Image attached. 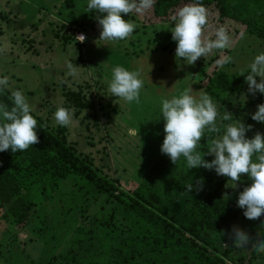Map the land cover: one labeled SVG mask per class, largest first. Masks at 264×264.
<instances>
[{
    "label": "rangeland",
    "instance_id": "obj_1",
    "mask_svg": "<svg viewBox=\"0 0 264 264\" xmlns=\"http://www.w3.org/2000/svg\"><path fill=\"white\" fill-rule=\"evenodd\" d=\"M206 10L205 34L224 27L228 45L186 65L174 59L171 18L156 17L152 7L140 15L123 16L137 25L129 37L106 41L99 39L97 13L87 9V0H0V75L9 77L6 91L10 95L17 89L24 92L37 120L51 131L65 134L78 153L89 157L114 194L139 202L157 194L164 203L170 185L203 177V186L209 189H221L226 194L230 190L228 198L236 205L238 193L250 183L246 174L236 188H231L233 182L227 177L203 168L188 171L182 160L175 165L160 152L164 138V122L158 119L162 97L170 98L186 88L193 89L194 95L204 92L199 84L204 81L199 73L204 58L206 62L211 60L207 72L214 70L218 59L228 58V64L217 68L249 73L253 58L264 52V42L245 32L240 24L221 22L215 9ZM81 33L86 36L83 45L76 41ZM68 61L81 67L78 81L67 76ZM116 65L141 70L144 84L138 102L109 96L107 84ZM80 87L86 93L85 105L95 104V111L77 110L72 102L67 103L65 95ZM261 102L264 96L248 94L245 82L239 91H230L223 102L216 103L220 113L224 107L234 119L239 117L253 125L246 133L250 138L256 131L264 133V124L250 119ZM61 106L73 110L74 122L66 127L57 125L54 119L55 110ZM205 137L201 138V151H206L211 140L206 143ZM46 186L50 185L43 181L25 193L35 204V211L23 225L9 214V203L0 204V264H93L102 257L100 240L118 246L115 234L120 232L121 222L113 227L114 236L100 223L113 209L111 205L104 207V194L74 181L50 188V193ZM185 206L184 201H178L175 212L180 213ZM232 226L248 235L249 246L233 244L234 237L229 236ZM232 226L218 244L217 253L224 257L223 251L229 249V257L224 258L230 264H264V253L255 250V244L264 241V229L257 233V240L256 221L247 220L243 213ZM85 233L95 241L83 240Z\"/></svg>",
    "mask_w": 264,
    "mask_h": 264
},
{
    "label": "trees",
    "instance_id": "obj_2",
    "mask_svg": "<svg viewBox=\"0 0 264 264\" xmlns=\"http://www.w3.org/2000/svg\"><path fill=\"white\" fill-rule=\"evenodd\" d=\"M192 2L155 0L152 9L156 17L166 20ZM199 3L206 9H215L221 22L240 24L245 32L264 42V0H199ZM206 61L207 58H204L201 63L203 67L199 73L204 81L199 84L216 102H223L230 91H239L245 84L244 77L249 73H230L217 66L207 72L211 60ZM83 92L84 89L80 87L77 92L66 94L67 103L72 102L77 110L90 108L95 111V104L90 103L89 107L85 105L86 93ZM10 97L8 91L0 92V103L11 107ZM37 128L38 142L34 145L20 152H0V204L9 203V214L18 225L29 221L35 211V204L25 193L43 181L50 185L46 186L49 193L65 181H74L77 185L84 183L85 189L87 186L95 187L106 197L104 207H113L106 220L100 222L107 226L111 235L114 236L116 223L121 222L120 232L115 234L120 245L112 247L100 240L102 257L93 264H230L224 258L229 257L230 250L223 251L222 257L217 253L218 244L242 210L229 198H222L226 193L221 189L203 186L202 190L190 193L185 190L186 185L191 183L190 179L182 185H170L164 203L157 194L140 202L134 197L125 198L114 194L112 186L99 175L89 157L78 153L65 134L54 133L39 120ZM206 137L204 141L207 143L211 136L206 134ZM178 201L186 203L180 213L174 209ZM256 226L255 236L258 240L257 233L264 229V217L256 221ZM83 240L95 241L86 233Z\"/></svg>",
    "mask_w": 264,
    "mask_h": 264
},
{
    "label": "clouds",
    "instance_id": "obj_3",
    "mask_svg": "<svg viewBox=\"0 0 264 264\" xmlns=\"http://www.w3.org/2000/svg\"><path fill=\"white\" fill-rule=\"evenodd\" d=\"M155 0H87V9L97 13L96 20L101 28L99 39L106 41L124 40L129 37L136 24L123 16L130 13L137 15L150 9ZM171 39L175 42L174 59L193 65L198 58L213 50L225 48L229 37L224 27L217 28L211 34H205L207 10L193 0L171 16ZM76 41L83 42L84 35L76 36ZM228 62V58L216 61L217 66ZM178 64V63H177ZM179 65V64H178ZM80 66L66 62L67 76L78 81ZM249 74L244 77L247 93L257 92L264 96V52L258 53L249 65ZM259 78L257 81L256 78ZM144 81L140 69L129 70L121 65L111 69V79L107 84L109 96L127 103L138 102ZM9 88V77L0 75V92ZM246 99L245 95L241 97ZM240 97V98H241ZM11 104L0 103V152L12 153L26 150L38 142L37 120L32 115L33 109L23 91H11ZM233 103V102H232ZM163 120L164 138L160 152L166 154L173 164L183 161L187 170L203 168L214 171L217 176L227 177L237 187L246 174L250 183L238 193L236 206L242 210L249 221H258L264 217V133L256 131L250 138L246 135L253 125L245 124L242 118L226 111H218L216 101L206 92L193 94V89L186 88L170 98L160 100L159 118ZM57 125L66 127L73 121V110L63 106L54 112ZM254 122L264 124V102L256 105L250 114ZM210 134L211 140L206 151H201V138ZM207 138L205 137V140ZM211 156L212 159H205ZM203 177H191L187 192L200 191ZM228 199V194H224ZM223 234V233H222ZM238 247L249 246V237L239 227L232 226L229 233ZM255 250L264 253V241L255 244Z\"/></svg>",
    "mask_w": 264,
    "mask_h": 264
},
{
    "label": "built area",
    "instance_id": "obj_4",
    "mask_svg": "<svg viewBox=\"0 0 264 264\" xmlns=\"http://www.w3.org/2000/svg\"><path fill=\"white\" fill-rule=\"evenodd\" d=\"M78 35H84V37H85L84 41H83V42H80V43H84V42L86 41V36H85V34H82V33H81V34H78ZM78 35H77V36H78ZM76 39H78V37H76ZM78 42H79V41H78Z\"/></svg>",
    "mask_w": 264,
    "mask_h": 264
}]
</instances>
